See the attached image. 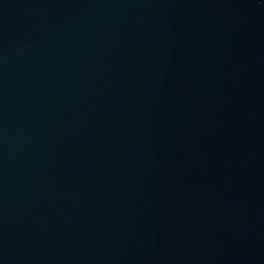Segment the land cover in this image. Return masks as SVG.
<instances>
[{"label":"water","instance_id":"95a60500","mask_svg":"<svg viewBox=\"0 0 264 264\" xmlns=\"http://www.w3.org/2000/svg\"><path fill=\"white\" fill-rule=\"evenodd\" d=\"M0 264H264V0H0Z\"/></svg>","mask_w":264,"mask_h":264}]
</instances>
